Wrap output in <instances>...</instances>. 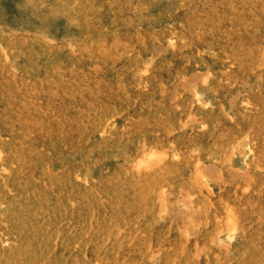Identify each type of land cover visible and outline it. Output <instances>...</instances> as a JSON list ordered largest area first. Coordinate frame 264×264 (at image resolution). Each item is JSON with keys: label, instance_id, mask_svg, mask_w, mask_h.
Segmentation results:
<instances>
[{"label": "rangeland", "instance_id": "obj_1", "mask_svg": "<svg viewBox=\"0 0 264 264\" xmlns=\"http://www.w3.org/2000/svg\"><path fill=\"white\" fill-rule=\"evenodd\" d=\"M152 256L264 264V0H0V264Z\"/></svg>", "mask_w": 264, "mask_h": 264}, {"label": "clouds", "instance_id": "obj_2", "mask_svg": "<svg viewBox=\"0 0 264 264\" xmlns=\"http://www.w3.org/2000/svg\"><path fill=\"white\" fill-rule=\"evenodd\" d=\"M35 39L49 47L55 45V41L44 32L37 33ZM170 158L171 154L167 148L141 142L137 154L126 160V169L129 175L142 176L163 169ZM151 260L152 264H158L156 256H152Z\"/></svg>", "mask_w": 264, "mask_h": 264}, {"label": "bare ground", "instance_id": "obj_3", "mask_svg": "<svg viewBox=\"0 0 264 264\" xmlns=\"http://www.w3.org/2000/svg\"><path fill=\"white\" fill-rule=\"evenodd\" d=\"M199 100H201V99H199Z\"/></svg>", "mask_w": 264, "mask_h": 264}]
</instances>
